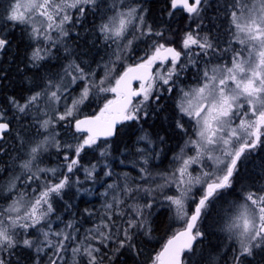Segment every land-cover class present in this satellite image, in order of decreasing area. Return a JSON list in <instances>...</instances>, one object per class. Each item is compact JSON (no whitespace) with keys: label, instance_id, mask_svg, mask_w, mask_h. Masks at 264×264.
<instances>
[{"label":"snow or ice","instance_id":"6c2138e0","mask_svg":"<svg viewBox=\"0 0 264 264\" xmlns=\"http://www.w3.org/2000/svg\"><path fill=\"white\" fill-rule=\"evenodd\" d=\"M0 264H264V0H0Z\"/></svg>","mask_w":264,"mask_h":264}]
</instances>
